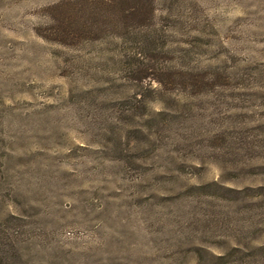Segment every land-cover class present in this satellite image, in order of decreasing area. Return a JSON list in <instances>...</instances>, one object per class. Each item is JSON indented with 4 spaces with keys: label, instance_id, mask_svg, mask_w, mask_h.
Instances as JSON below:
<instances>
[{
    "label": "rangeland",
    "instance_id": "obj_1",
    "mask_svg": "<svg viewBox=\"0 0 264 264\" xmlns=\"http://www.w3.org/2000/svg\"><path fill=\"white\" fill-rule=\"evenodd\" d=\"M0 264H264V0H0Z\"/></svg>",
    "mask_w": 264,
    "mask_h": 264
}]
</instances>
